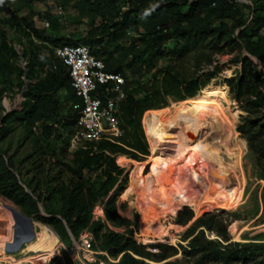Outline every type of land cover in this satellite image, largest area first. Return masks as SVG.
Segmentation results:
<instances>
[{"label": "trees", "instance_id": "obj_1", "mask_svg": "<svg viewBox=\"0 0 264 264\" xmlns=\"http://www.w3.org/2000/svg\"><path fill=\"white\" fill-rule=\"evenodd\" d=\"M33 1L36 0H15L12 2L13 5L9 6L7 0H0V12L5 14L0 18V84L3 83L5 88L15 86L18 91H23V106L17 112L22 116L25 128L29 132L32 131V127L37 129L36 142L40 147H49L54 141L53 138H57L61 142L62 151H66L76 117L71 104L77 101V97L71 87L67 68L54 55L55 47L81 43L93 48L107 40L115 41L121 32L132 31L134 34L130 36V44L126 52L136 58L145 53L140 45L147 40H150L151 44L146 48L150 49L157 48L162 41L172 38L177 40L175 46L165 54L158 52L160 57H165L166 64L156 67L148 90L142 97H136L126 85V97L121 101L117 112L120 134L112 140L85 142L81 147L69 152L70 159L67 164L60 163L67 168L68 178L58 186L51 187L46 200L52 202L61 200L62 205L57 209L46 210L48 217L42 215L36 217L37 221L50 226L60 238L68 237V229L74 238H77L85 228L89 229L96 239L94 248L107 252L112 258L119 257L111 264H151L147 260L157 261L158 264H171L172 261L164 260L177 254V249L173 245L157 244L155 247H158L159 251L152 253L146 250L145 246L134 238L135 220H130L121 214L120 211L126 209V204L125 202L118 204L116 198L119 193L121 198H127L131 189H128V183L125 184L126 176H122V168L115 162V157L123 154L135 160H142L150 154L141 124L143 113L167 105L183 107L186 97L192 98L197 91L216 77L218 69L216 67L210 69L213 56L223 53L225 45L228 47L225 51L227 53L233 51V45H238L236 40L229 39L233 26L222 21H218V24L208 21L206 25L193 26L190 29L183 25L199 17L204 5L210 3L214 5L215 0H123L125 3L123 11L117 6L118 0H94L95 3L91 4L90 10L98 9L101 12L103 19L95 27L100 28V31L97 34L89 31L82 39L72 40L62 36H46L43 30L34 26L28 25L23 28L27 19L26 16H19L18 12ZM72 1L79 7L85 6L88 2V0H54V3L63 8ZM218 4L226 12L225 16H229L228 10L235 6L229 0H221ZM183 6H188V9L182 11ZM247 9L248 15H243L239 9L236 17L244 16L245 20L241 21L244 24L252 15L254 17L252 23L256 28L252 29L250 24H247L239 31L238 36L244 41L250 56L260 61L264 67V37H259L257 33L258 26L264 25V0H255L254 5L247 6ZM62 16L64 15L58 17ZM139 17L152 22L151 33H140L137 22ZM169 19L174 21L172 25L167 24ZM6 28H15L21 32V36L17 39L22 47L25 67L16 64L20 55L15 45L7 39ZM249 30H251L250 35L247 34ZM253 36H257V39L253 40ZM34 40L51 44V49L48 50L50 56L62 65L60 72L52 73L47 83L38 79L39 68L46 64L47 58L41 56L40 52L36 54L38 49L34 46ZM117 48L118 45L107 51L103 60L108 71L120 72L124 76L122 66L116 65L111 59L112 53ZM138 48L140 49L137 51ZM100 50L103 53V49L93 52L98 55L97 52ZM189 61L192 63H187ZM186 64L190 65L191 73L184 69ZM262 74L257 64L250 57L245 56L242 59L239 75L229 79L227 85L234 98L243 103L242 109L248 114V119L241 125L240 132L246 139L248 149L255 154V164L264 173V110L261 109L264 105V77ZM14 75L20 78L16 83H13ZM60 88H65L67 91V100L62 101L57 95V90ZM167 97L174 100H170L167 104ZM65 104L67 109L62 112V106ZM10 115L8 113L4 120H1L3 125L0 126V141L7 133L4 123ZM2 157L3 154L0 153V193L20 205L26 215L39 212L37 202L31 194L34 189L30 188V192H27L19 184L12 165L5 164ZM148 166V173L142 174V168L141 176L149 179L153 189L168 190L171 187L170 180L165 178L170 175L168 168L154 165L153 162ZM1 174L6 175L3 177L4 182L1 181ZM26 186L29 187L27 184ZM97 204L103 207V218L95 217L93 214V208ZM42 206L45 209L44 204ZM138 212L140 231V216L144 227V221L155 215H152L141 202L138 204ZM192 216L189 209H184L176 214V223L186 225ZM220 224L214 215H202L183 232L182 239L191 237L187 244L189 247L195 251H202L208 256L220 258L224 264H235L241 259L247 262V258L252 253L251 244L236 242L219 248L217 241L205 238L203 229L195 233L199 227H204L215 230L227 240L225 227H221ZM162 228L161 233L164 232Z\"/></svg>", "mask_w": 264, "mask_h": 264}, {"label": "rangeland", "instance_id": "obj_2", "mask_svg": "<svg viewBox=\"0 0 264 264\" xmlns=\"http://www.w3.org/2000/svg\"><path fill=\"white\" fill-rule=\"evenodd\" d=\"M14 1L15 0H7L9 6H11ZM220 1L221 0H215L214 5L211 3L205 4L199 17L192 19L191 22L183 23V25L190 29L193 26L201 27L206 25L208 21H213L216 24H218V21H222L227 23V25L233 26V32L229 39L236 40L238 45H233L234 49L229 53L225 52L228 49L225 45L223 53H218L213 56L210 69L213 67L218 69V75L214 77L215 79L212 78L211 80H217L219 83H223L227 86L229 89V99L241 110V114L237 118L236 129L238 137L246 147L241 156L244 184L241 191L240 203L232 210H214L211 212H204L200 215H195L194 211L189 207H184L179 210L174 206L173 194L170 191L174 186L176 178L180 174V168L185 164L186 159L183 158L182 160L180 159L176 161L163 153V147H165V144L160 142V140L170 139L172 131L168 128L163 132H160L156 127H154L153 122L157 117H159V109L146 110L143 113V118L141 120L150 154L142 160H135L128 155L123 154L115 157V162L120 168H122V176H126L127 181L125 184L127 185L128 183V189H131L130 195L127 198H121L120 193L116 198V202L118 204L121 202H125L126 204V209L120 211L121 214L130 220H135L136 230L134 232V238L139 243L144 245L146 250L154 253L160 250L158 247H155L157 244L173 245L177 249V254L164 260L172 261L171 264H224L220 258H216L213 255L208 256L202 251H195L189 247L187 244L191 237L186 240L182 239L183 232L202 215H214L215 219L220 221L221 227H225L228 239H224L222 235L215 230H208L204 227H199L195 233H197L198 230L203 229L205 238L217 241L219 243V248L236 242L240 244H251L252 246L250 247V251L252 253L247 258V262L241 259L235 264H264V173H262L260 168L255 164V154L253 151L248 149L246 139L240 132V127L248 119V114L242 109L243 103L234 98L229 86L227 85V81L229 79L235 78L239 75L241 71L242 59L245 56L250 57L253 62L257 64L258 69L262 70V77H264V67L261 65L260 61L250 56L244 41L238 36L239 31L247 24H250L252 29L256 28V26L252 23L254 20L252 15H250L244 24L241 22L245 20L244 16L242 18L236 17V13L239 9L243 15H248L249 10L247 9V6H253L255 0H229L230 3L235 5L234 7H230L228 10L230 14L229 16H225L226 12L218 4ZM93 2L95 3L94 0H88L85 6L80 7L78 4L75 5L74 1L69 2L67 5L63 6L64 16L58 17L54 8L56 5L54 0H36L22 7L18 12V15L26 16L27 20L23 24V28L28 27V25L30 27L34 26L43 30L46 36H62L68 39L78 40L85 37L89 31H93L95 34L100 31V28L95 27L100 24L103 17L98 9L90 10ZM116 3L123 11L125 8L124 1L118 0ZM187 9L188 6H183L181 8L182 11H186ZM4 16L5 14L0 12V18ZM45 22L48 23L47 26L45 25ZM137 22L141 34L147 32L151 33L153 31L152 22H148V20L140 17L137 18ZM173 22L174 21L172 19H169L167 24L169 25L170 23L172 25ZM257 33L259 37H264V25L258 26ZM133 34L134 33L132 31L121 32L115 41L110 42L107 40L106 42L104 41L100 44V46L97 45L93 48L94 50L103 49V53L102 50L97 52V54L103 59V57L107 54V51L118 45L116 51L112 53L111 59L115 61L116 65L122 66V73L126 78L127 88L132 90L136 97L140 98L148 90L156 67H161L166 64L165 57H160L158 52L161 51L165 54L166 51L175 46L177 40L172 38L170 40L162 41L158 44L157 48L153 49L146 48L151 44L150 40H147L140 45V48L144 49L145 53H143L140 57L137 56L136 58H133V56L126 52V49L130 44V36ZM247 34L250 35L251 30H249ZM6 36L7 39L15 45L19 53V51L22 50V47L17 38L21 36V32L15 28H6ZM252 39L256 40L257 36H253ZM34 42V46L38 49L36 50V54L40 52L41 56L43 55L45 59L47 58L46 64L42 68H39L38 74V79L47 83L52 73L60 72L62 65L59 64L58 61L53 60L52 56H50V52L48 50L51 49V44L46 42L41 43L38 40H34ZM140 48H138L137 51ZM19 55L20 56L16 61V64L25 67V60L22 57V53H19ZM187 63L192 62L189 61ZM184 69L188 73L192 72L189 64H186ZM205 69L206 68L203 70L205 71ZM22 78H24V76ZM19 80L20 78L14 75L13 83H16ZM0 92V126L3 125L1 120H4L8 113L11 114L4 123V126L7 127V133L0 141V153L3 154L2 160H4L5 164L10 163L12 165V170L15 171L19 184L27 192H30V188L34 189V192L31 194H33L32 196L37 202L39 212L32 213L28 216H30L34 222L42 223L37 221L36 217L38 215L48 217L49 215L46 213V210L57 209L62 205L61 200L52 202L46 200V197L48 196L51 187L58 186L60 183L67 180L69 172L67 171L65 165H61L60 163L62 162L67 164L69 162V152H71V150L67 148L66 151H62L61 142L57 138H53L54 141L51 142L49 147H40L36 142V138L38 137L37 129L32 127V131L29 132V130L25 128L22 116L17 112L20 111L23 106V91H18L15 86L13 88H5L4 84L1 83ZM57 95L62 99V101L67 100L68 94L65 88L58 89ZM190 99V97L185 98L183 107H188ZM170 100L174 99L167 97V104ZM66 105L67 104L62 106V112H65L67 109ZM261 109L264 110V105L261 106ZM43 123L45 124V122ZM167 152L170 154V147H167ZM224 154L225 151L223 150L219 153V156L224 157ZM119 157L125 158L127 162L120 161ZM224 159L226 160L225 157ZM151 162H153L154 165H160L161 167L168 168L170 175L165 177L171 182V187L168 190L159 191L158 189H153L149 179L141 176V169L143 168L142 174H146V172L148 173V164ZM1 175V181L4 182L5 179L3 177H6V175ZM231 183H233V180ZM26 184L29 187H27ZM126 185L124 186L126 187ZM197 188L198 187L195 186L192 188L191 191L193 194H196L198 190ZM214 196L215 198H213V200L215 201L223 198L220 193L214 194ZM0 199L5 203L14 206L23 213L20 205L14 202V200L5 197L1 193ZM140 202L144 203L146 208L150 210L151 214L155 215V217L147 218L144 221L143 227V220L140 216L139 231L137 219L139 216L138 204ZM42 204H44L45 209ZM102 209L103 207L101 204L95 205L93 208V214L95 217L101 216L103 218L101 215ZM184 209H189L192 212V219L186 225L177 224L176 214ZM1 225L0 231H3ZM48 227L51 228L50 226ZM162 227H165V229ZM233 227L240 229L236 237L237 239L230 235V230ZM161 228L164 230L163 233L160 232ZM71 238L72 237L69 233L68 237H59L60 245L55 253L49 256L46 264H48L49 261L50 264L60 261L58 254L59 252H63L61 249L62 245H69L71 243ZM93 249L100 251L97 247H93ZM13 254L17 256L16 262L12 263L2 261L0 264H33L29 260H19V257H22L23 253H18V251H16ZM97 257L111 263V261H109L102 253L98 254ZM45 258L46 255L41 257V259ZM147 261L151 264L159 263L157 261Z\"/></svg>", "mask_w": 264, "mask_h": 264}, {"label": "bare ground", "instance_id": "obj_3", "mask_svg": "<svg viewBox=\"0 0 264 264\" xmlns=\"http://www.w3.org/2000/svg\"><path fill=\"white\" fill-rule=\"evenodd\" d=\"M214 79L196 92L188 107H162L153 122L160 132L168 128L172 131L170 139L160 140L165 144L163 153L176 161L186 159L170 191L174 206L179 210L189 207L195 215L232 210L240 203L244 184L241 156L246 146L236 129L241 110L229 99L228 87ZM167 147L171 148L170 154ZM223 150L226 160L219 156ZM119 160L127 162L123 157ZM194 186L198 187L196 194L191 191ZM218 193L223 198L213 200L214 194ZM7 206L9 204L0 199V225L3 229L0 231V262L13 263L17 256L4 250L5 242L12 235V216ZM239 231L233 227L230 235L237 239ZM59 245L54 230L33 221V238L18 250L23 253L19 260L46 264ZM43 255H46L45 259H41Z\"/></svg>", "mask_w": 264, "mask_h": 264}, {"label": "built area", "instance_id": "obj_4", "mask_svg": "<svg viewBox=\"0 0 264 264\" xmlns=\"http://www.w3.org/2000/svg\"><path fill=\"white\" fill-rule=\"evenodd\" d=\"M54 8L57 16L63 15L61 5H55ZM93 50L89 45L81 43L54 48L55 57L68 70L71 87L77 97V101L71 104L76 117L69 150L81 147L88 141L112 140L120 134L117 112L126 97V79L120 72L108 71L102 57ZM94 244V234L85 228L77 238H71L69 245H62L63 252L58 254L60 261L55 263L111 264L118 260L119 257L110 258L105 251L94 250ZM100 253L106 255L111 263L98 258Z\"/></svg>", "mask_w": 264, "mask_h": 264}, {"label": "water", "instance_id": "obj_5", "mask_svg": "<svg viewBox=\"0 0 264 264\" xmlns=\"http://www.w3.org/2000/svg\"><path fill=\"white\" fill-rule=\"evenodd\" d=\"M19 53L21 54L22 51H19ZM24 89L25 87L23 90ZM7 208L10 210L12 216V235L11 238L5 242L4 250L8 253H15L26 242L33 238V220L30 216L22 213L12 205L7 206ZM68 233L71 235V237H73L69 229Z\"/></svg>", "mask_w": 264, "mask_h": 264}, {"label": "crops", "instance_id": "obj_6", "mask_svg": "<svg viewBox=\"0 0 264 264\" xmlns=\"http://www.w3.org/2000/svg\"><path fill=\"white\" fill-rule=\"evenodd\" d=\"M101 213H102L101 215L103 216V209H102V212Z\"/></svg>", "mask_w": 264, "mask_h": 264}]
</instances>
